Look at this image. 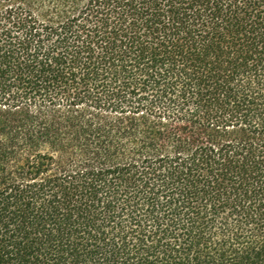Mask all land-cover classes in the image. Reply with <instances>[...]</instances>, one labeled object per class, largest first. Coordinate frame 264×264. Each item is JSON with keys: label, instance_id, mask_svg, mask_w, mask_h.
<instances>
[{"label": "trees", "instance_id": "trees-1", "mask_svg": "<svg viewBox=\"0 0 264 264\" xmlns=\"http://www.w3.org/2000/svg\"><path fill=\"white\" fill-rule=\"evenodd\" d=\"M0 264H264V0H0Z\"/></svg>", "mask_w": 264, "mask_h": 264}]
</instances>
